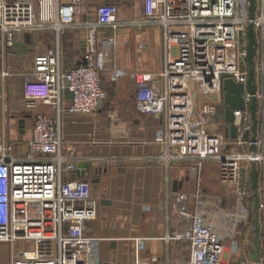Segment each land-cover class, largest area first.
Here are the masks:
<instances>
[{
  "label": "built area",
  "instance_id": "obj_1",
  "mask_svg": "<svg viewBox=\"0 0 264 264\" xmlns=\"http://www.w3.org/2000/svg\"><path fill=\"white\" fill-rule=\"evenodd\" d=\"M87 0H0V36L11 47L21 32L39 34L52 30L55 35L72 29L77 14H86ZM249 0H142V15L131 21H119L117 8L100 5L95 17L79 25L86 29L85 64L65 71L60 64L58 44L33 55V67L23 81L24 105L34 110L40 100L50 105L54 115L36 112L32 135L22 156L9 153L0 145V243L12 245L18 231L29 230L32 247L10 253V264H61V250L67 242L83 240L70 236L66 224L78 210L95 204L90 183L75 179L77 163L82 157H69L63 152L60 118L64 113L92 115L106 98L100 72L111 70L114 77H126L134 87L133 107L138 114L161 120L155 131L159 155L145 161L166 168L187 164L196 178L204 162L218 165L220 181L234 186L233 205L221 211L207 208L194 193L195 204L188 213L189 197L175 193L177 211L189 223L167 239L188 244L185 264H221L224 254L239 252V226H250L252 205L250 181L244 170L252 163H264V0H255L253 18H248ZM51 12L52 15H47ZM251 22L255 32L256 55L254 74L258 102L256 151L249 150V139L242 136L251 128L248 102L244 90V108L234 110L236 138L225 136L216 121L217 102L222 99L224 79L244 85L248 77L245 32ZM124 24L148 26L161 30L162 67L157 72L124 70L116 61L107 63L105 53L111 41H98L96 31L107 27L113 32ZM114 45V43H113ZM142 47H145L143 44ZM66 91L71 97L65 105ZM246 146L238 150L234 146ZM260 146L257 149V146ZM226 147H230L226 149ZM261 208L259 204L258 210ZM82 218V217H81ZM40 230L52 231L51 237L38 236ZM134 259L145 239L135 238ZM101 264H111L104 261ZM150 264V263H147ZM242 264H253L245 261ZM257 264H264L258 261Z\"/></svg>",
  "mask_w": 264,
  "mask_h": 264
},
{
  "label": "crops",
  "instance_id": "obj_2",
  "mask_svg": "<svg viewBox=\"0 0 264 264\" xmlns=\"http://www.w3.org/2000/svg\"><path fill=\"white\" fill-rule=\"evenodd\" d=\"M64 3L70 0H61ZM100 5L117 8L119 21H131L142 15V0H87L86 14L75 16L76 25L62 31L58 38L52 30L39 34L21 32L15 35L13 45L5 46L0 36V145L10 148L9 153L22 156L32 135L33 116L36 112L54 115L53 108L38 100L34 110L24 105L23 81L33 67V55L56 45L60 49V64L65 71L81 65L85 53L86 29L82 22L95 17ZM80 24V25H79ZM98 41H111L105 53L107 63L114 57L118 68L157 72L162 67V33L148 26L124 24L114 32L101 27L96 31ZM114 43V45H113ZM145 47H142V45ZM106 98L92 115L64 113L60 118L63 152L69 157H82L79 164L89 166L88 175L78 169L72 175L90 183V192L96 200L75 213L79 222L66 224L70 236L80 235L83 240L67 242L61 250V264H136L135 238H144L139 254L140 263L185 264L188 244L183 240L167 239L174 231L184 228L189 220L177 211L175 193L189 197L186 205L192 212L194 193L207 208L221 211L233 205L234 186L220 181L218 165L204 162L197 177H191L187 164L165 167L145 161L159 155L161 146L155 142V131L161 120L138 114L133 107L134 87L126 77L115 78L111 70L100 72ZM69 97L66 95L65 105ZM223 126V119L216 118ZM259 135V130H258ZM246 146H234L238 150ZM249 148V146H248ZM260 146H257L259 149ZM259 218V261L264 263V163L257 166ZM250 167L244 170L249 179ZM250 181V179H249ZM176 182V191H173ZM250 226H239V252L225 253L221 264H242L251 260L254 228L253 194ZM82 217V218H81ZM52 231L40 230L38 236L51 237ZM29 230L18 231L12 245L0 243V264H10V253L27 251L32 243Z\"/></svg>",
  "mask_w": 264,
  "mask_h": 264
},
{
  "label": "water",
  "instance_id": "obj_3",
  "mask_svg": "<svg viewBox=\"0 0 264 264\" xmlns=\"http://www.w3.org/2000/svg\"><path fill=\"white\" fill-rule=\"evenodd\" d=\"M255 10V0H249L248 6V18L251 20L254 15ZM245 37L247 39L246 46V61L248 64V77L244 85L235 83L231 79H224L222 83L223 95L220 100L217 96H210L211 101L217 102L216 105V115L218 118L223 119L225 125L223 130L225 136L234 139L236 138V126L234 125V110H242L244 108V100L242 98V93L244 90L251 95L250 101L248 102V110L251 117V128L249 132L243 134V138L249 141V150L256 151V143L258 139V102L255 97L256 83L254 74V59L256 55V40L255 32L251 22L248 23ZM85 61L83 60V63ZM66 95L70 98V92L66 91ZM230 147H226L228 149ZM78 169H82L83 172L88 175L89 166L87 164L77 165ZM258 171L257 166L252 163L250 165L249 179H250V189L253 194V211H254V228L252 237V249L250 252L251 261L253 264H257L259 261V218H258V207H259V197H258V185H257ZM173 191H176V182H173Z\"/></svg>",
  "mask_w": 264,
  "mask_h": 264
},
{
  "label": "bare ground",
  "instance_id": "obj_4",
  "mask_svg": "<svg viewBox=\"0 0 264 264\" xmlns=\"http://www.w3.org/2000/svg\"><path fill=\"white\" fill-rule=\"evenodd\" d=\"M47 15H52V13L51 12H48Z\"/></svg>",
  "mask_w": 264,
  "mask_h": 264
},
{
  "label": "rangeland",
  "instance_id": "obj_5",
  "mask_svg": "<svg viewBox=\"0 0 264 264\" xmlns=\"http://www.w3.org/2000/svg\"><path fill=\"white\" fill-rule=\"evenodd\" d=\"M258 212V211H257ZM250 252H251V250H250ZM251 261V260H250Z\"/></svg>",
  "mask_w": 264,
  "mask_h": 264
},
{
  "label": "trees",
  "instance_id": "obj_6",
  "mask_svg": "<svg viewBox=\"0 0 264 264\" xmlns=\"http://www.w3.org/2000/svg\"><path fill=\"white\" fill-rule=\"evenodd\" d=\"M258 214V213H257Z\"/></svg>",
  "mask_w": 264,
  "mask_h": 264
}]
</instances>
